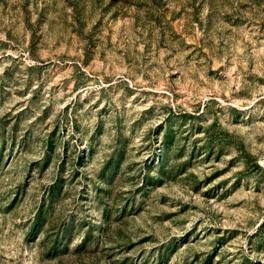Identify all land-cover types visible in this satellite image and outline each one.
<instances>
[{
    "label": "rangeland",
    "instance_id": "obj_1",
    "mask_svg": "<svg viewBox=\"0 0 264 264\" xmlns=\"http://www.w3.org/2000/svg\"><path fill=\"white\" fill-rule=\"evenodd\" d=\"M0 264H264V0H0Z\"/></svg>",
    "mask_w": 264,
    "mask_h": 264
},
{
    "label": "trees",
    "instance_id": "obj_2",
    "mask_svg": "<svg viewBox=\"0 0 264 264\" xmlns=\"http://www.w3.org/2000/svg\"><path fill=\"white\" fill-rule=\"evenodd\" d=\"M56 189H57V183L53 182L48 187L47 193H49V195L51 196ZM38 219H39V216H36L35 220L37 221Z\"/></svg>",
    "mask_w": 264,
    "mask_h": 264
}]
</instances>
